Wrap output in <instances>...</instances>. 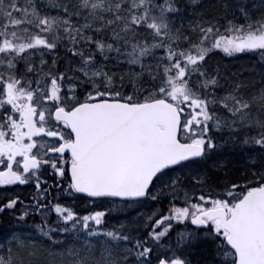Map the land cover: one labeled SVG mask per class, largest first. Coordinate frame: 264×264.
I'll list each match as a JSON object with an SVG mask.
<instances>
[{"label":"snow or ice","instance_id":"6c2138e0","mask_svg":"<svg viewBox=\"0 0 264 264\" xmlns=\"http://www.w3.org/2000/svg\"><path fill=\"white\" fill-rule=\"evenodd\" d=\"M216 50L257 57L261 86L211 67ZM226 147L247 158L235 183L211 175ZM49 168L58 192L111 207L60 202ZM17 182L35 193L0 211L22 205L15 228L38 215L48 248L9 229L0 264H153V246L155 264H193L201 240L196 264H264V0H0V186Z\"/></svg>","mask_w":264,"mask_h":264},{"label":"trees","instance_id":"16d2710c","mask_svg":"<svg viewBox=\"0 0 264 264\" xmlns=\"http://www.w3.org/2000/svg\"><path fill=\"white\" fill-rule=\"evenodd\" d=\"M217 52H219L220 50H216ZM58 64L63 67L66 65L67 61L71 59V54L68 52H65L63 50L58 52ZM241 61V62H240ZM240 62V63H239ZM208 64L211 67H215L216 65H220L223 69L226 70L225 74H229V73H240L241 77L243 78H247L248 79V83H249V89H251V87H260V83H259V77H255L253 76V74L249 71V68H253L254 66L256 68H259V64L257 63V57L252 56V55H248L245 53H238L235 56L229 57L227 55H222V56H214L211 54L209 60H208ZM243 65L244 67V71L240 72L239 67ZM137 71H139V69H136ZM247 70H248V74H247ZM112 71L115 72H119L122 71V69H117V68H113ZM130 90V89H129ZM228 136V135H227ZM227 136H221L220 140H225L227 138ZM234 170V169H231ZM47 187V185L45 186ZM63 187V184L62 186ZM22 193H24V191L22 190ZM51 195L52 196H57L59 195L60 197L63 195V193L58 192L57 188L53 190V188L51 187ZM74 195L77 199L82 200L83 202L89 203L88 201H86V199H84L81 196H77L75 194ZM22 198H25L28 200V196H23L21 195ZM30 199V198H29ZM155 205H157V207L155 209H160L162 210L161 213L165 212V210L167 209L166 205H167V200H158L157 203H155ZM22 207L21 205L17 206V210H19V208ZM74 210L75 207L71 206ZM127 208V207H126ZM124 208V209H126ZM14 209V212H11V214L9 215V213H7V211L4 213H2L1 217H0V227H4L5 225L9 226L11 225L14 221H16L14 219V217L17 214V210ZM123 211H126L124 210ZM77 211V210H76ZM26 222H23L24 224H26L27 226L33 225L35 223H39L40 222V217L37 216H33V217H29L26 218ZM55 220V214H53L50 219H49V223H52V221ZM3 228H0V230H2ZM31 232H34L36 235V238L40 235L38 232L32 230ZM34 235V236H35ZM69 243L71 241H68ZM28 243V242H25ZM213 247L214 245L212 244L211 241L208 240H201V241H197L196 243H194L192 245V250H195L196 252L194 253H190L192 260H193V264H196L197 261H211V258L213 256ZM165 249L163 247H155L153 246V252H152V262L153 264H155L156 258L162 254L165 253Z\"/></svg>","mask_w":264,"mask_h":264},{"label":"rangeland","instance_id":"374dc122","mask_svg":"<svg viewBox=\"0 0 264 264\" xmlns=\"http://www.w3.org/2000/svg\"><path fill=\"white\" fill-rule=\"evenodd\" d=\"M243 67H244L243 65H241L239 67L240 72H243L244 71V68ZM228 156H229V154H225V152H223V153L221 152L219 154V158L226 163V166L228 164H230V161H231V159H228ZM235 157H236V155H235ZM232 160H235L236 161V159H234V158H232ZM239 164H242L244 166L246 164V160L243 161L242 163H240V162L239 163H236L235 162L233 164V167H236ZM245 169H246V167H244V171H245ZM243 173H240V174H237V175H244ZM0 192H3L2 193V198H4V196L6 195V193L4 191H0ZM65 203H68L69 205L74 206L75 209L78 212H80L81 214H83L84 212H87V211H94L97 208L111 207L110 204H108V203H101V202L95 204V207H92L89 203L83 202L82 200L77 199V198H74V199H72L70 201H67ZM129 207H131V206H129ZM133 208L134 207L127 208L128 209V212H126V213H123V209H117L115 212H113L111 214L106 213L105 219L109 222V224L118 223L120 220L127 219L128 217L134 216L137 213V211H136V209H133ZM6 228H7V226H6ZM10 229H12L15 232V234L20 238V240L22 242L36 243L38 245L43 246L45 249L48 248V240L46 238H41L40 235L36 238L35 233L34 232H31L32 229H30L29 227L26 228V229H23L24 231H22V232L21 231H18L14 226L13 227H10ZM8 232H9V229L3 230V231L0 232V241H3L5 235ZM191 252L194 253L196 251L195 250H192ZM41 256H42V259L45 260V261H48V260H51L52 259V258H49L46 255H44L43 253L41 254Z\"/></svg>","mask_w":264,"mask_h":264},{"label":"flooded vegetation","instance_id":"af4514ba","mask_svg":"<svg viewBox=\"0 0 264 264\" xmlns=\"http://www.w3.org/2000/svg\"><path fill=\"white\" fill-rule=\"evenodd\" d=\"M224 134H227V132H224L223 134L221 133H215V135L220 138L221 136H223ZM240 151V150H239ZM220 154V153H219ZM232 158L236 159L235 155H236V152L234 150V152L232 153ZM232 162H236V163H242L243 161H235V160H232L230 161V164H228L227 166L221 168V169H218V170H215V177L219 178V179H223L222 182L224 181H231L233 183L237 182V179L241 176H244L245 175V171H244V167H246V164L243 166L242 164H239L238 166L236 167H233V164ZM231 169H234V170H231ZM244 172V173H243ZM240 173H243L244 175H237V174H240ZM44 179L48 180L51 182V187L54 189H56L55 187V184L57 182L56 180V177L55 175L52 173L51 169L49 168L47 170V172L44 174ZM248 179H251V177H248ZM242 182V181H241ZM46 185H42V187H45ZM49 187V185H47ZM62 186V185H61ZM4 192L6 193V195L4 196L5 198L3 200L0 199V201H3L5 202L7 199H11L12 197L14 196H19L20 197V200L21 201H24V202H28L31 198V196L35 193V188L33 186V184L31 182L29 183H26V184H20L19 182L15 183V184H12V185H5L4 187ZM22 190L24 191V193H22ZM3 192H0V194L2 195ZM21 195L23 196H26V195H29L28 197V200L25 199V198H22ZM18 205H21L19 202L15 205V208H17ZM22 206V205H21ZM14 209H4L3 211H0V213H5L7 211V213H9V215L11 214V212L14 210ZM21 209V207H20ZM188 226L190 228L193 227V225H191V223L189 222ZM10 229V227L8 228Z\"/></svg>","mask_w":264,"mask_h":264},{"label":"bare ground","instance_id":"6f19581e","mask_svg":"<svg viewBox=\"0 0 264 264\" xmlns=\"http://www.w3.org/2000/svg\"><path fill=\"white\" fill-rule=\"evenodd\" d=\"M212 55H214V56H222V55H225L222 51H219V52H217V51H215ZM249 69H251V68H249ZM249 72H248V70H247V74H248ZM234 150H235V152H236V161L237 162H239V161H245L247 158H246V156L241 152V151H239L238 149H235V148H231V147H226V148H224L223 150H222V153L223 152H225V154H229V156H228V159H232V153L234 152ZM232 163H234V162H232ZM226 164V163H225ZM215 171H213L212 173H211V175H212V177H213V181H217V182H220V183H223L222 181H223V179H219V178H217V177H215V173H214ZM131 207H134V206H131ZM136 209V211L137 212H139V211H141L142 209H140V208H135ZM143 211H147V208H144L143 209ZM122 212V211H121ZM9 227H7V229H8ZM6 229V230H7ZM55 264H59V262L58 261H56L55 262Z\"/></svg>","mask_w":264,"mask_h":264},{"label":"water","instance_id":"95a60500","mask_svg":"<svg viewBox=\"0 0 264 264\" xmlns=\"http://www.w3.org/2000/svg\"><path fill=\"white\" fill-rule=\"evenodd\" d=\"M79 195H82V196H85V197H88V194H85V193H78ZM200 227H203V226H200Z\"/></svg>","mask_w":264,"mask_h":264}]
</instances>
